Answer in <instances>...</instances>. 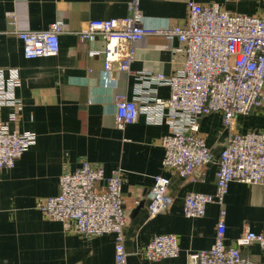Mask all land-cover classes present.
<instances>
[{
  "label": "crops",
  "instance_id": "crops-1",
  "mask_svg": "<svg viewBox=\"0 0 264 264\" xmlns=\"http://www.w3.org/2000/svg\"><path fill=\"white\" fill-rule=\"evenodd\" d=\"M130 0H0V70L8 77L14 70L19 86L14 95L21 104L15 122L12 108L0 109V121L12 131L34 132L35 142L0 169V264H114V234L88 236L74 231L69 221L52 220L40 210L43 199L59 192V177L73 173L83 162L101 167L105 177L119 170L125 199L124 246L130 264H150L143 254L150 239L175 235L179 255L174 264H186L188 254L209 248L220 207L207 203L200 217H186L188 193L214 194L217 157L226 132L218 112L203 115L199 133L217 156L198 174L183 179L162 165L161 139L169 131L166 122L149 123L145 115L124 128L114 120L116 95L132 98L141 82L139 74L171 76L181 69L182 45L176 38L145 36L133 43L130 73L116 67L105 70L103 41H82L75 33L92 19L122 18ZM215 3L229 14L262 15L264 0H141V23L162 28L186 24L188 3ZM62 22L55 55L25 58L14 30H44ZM160 98H168V85H151ZM232 131L264 132V108L236 118ZM156 176L169 179L167 207L149 215L147 205ZM104 185V180L98 187ZM224 242L239 236L244 225L264 235V180L245 184L231 181L223 202ZM242 252L258 262L264 251L257 244Z\"/></svg>",
  "mask_w": 264,
  "mask_h": 264
},
{
  "label": "built area",
  "instance_id": "built-area-1",
  "mask_svg": "<svg viewBox=\"0 0 264 264\" xmlns=\"http://www.w3.org/2000/svg\"><path fill=\"white\" fill-rule=\"evenodd\" d=\"M141 0H130L128 13L122 18L92 19L75 31L80 40L103 41L101 53L105 70L116 67L130 73L133 43L145 36L176 38L182 45V67L171 76L139 74L141 82L132 98L116 95L114 120L124 128L143 114L149 123L166 122L169 131L161 139L164 150L162 165L180 178H192L204 164L212 161L210 149L199 133L203 115L218 112L225 128V145L217 158L214 194L188 193L184 199L186 217H200L207 203L219 205L220 212L212 245L188 254L186 264H264L243 254L242 248L257 244L264 251V235L244 225L231 243L224 242L223 202L231 181L245 184L264 180V132L232 131L236 118L264 108V14H229L215 3H188L186 24L162 28L141 23ZM62 22H54L44 30H14L22 42L25 58L55 55ZM8 77L0 70V109L13 110L9 120L18 118L21 104L14 95L20 80L16 71ZM151 85H168V98H160ZM36 140L34 132L11 131L0 121V169L11 168L21 154ZM198 174V173H197ZM104 180V185L98 183ZM59 192L42 200L40 210L47 218L69 221L74 231L88 236L114 234V264H130L124 246L125 199L121 192L120 171L105 177L101 167L83 162L73 173L62 174ZM169 179L156 176L147 205L149 215L164 210L169 204ZM150 264H174L179 255L175 235L153 236L143 252Z\"/></svg>",
  "mask_w": 264,
  "mask_h": 264
},
{
  "label": "water",
  "instance_id": "water-1",
  "mask_svg": "<svg viewBox=\"0 0 264 264\" xmlns=\"http://www.w3.org/2000/svg\"><path fill=\"white\" fill-rule=\"evenodd\" d=\"M224 145H225V141L223 140V143H222V148L220 150V152L222 151V149L224 148ZM210 153H211V159L214 160L217 156L214 154V152L210 149ZM220 154V153H219ZM218 158V157H217Z\"/></svg>",
  "mask_w": 264,
  "mask_h": 264
}]
</instances>
